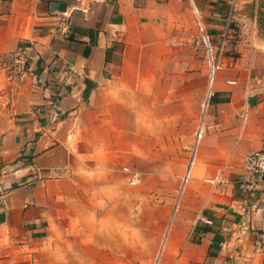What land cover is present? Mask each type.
<instances>
[{"label": "crops", "instance_id": "obj_1", "mask_svg": "<svg viewBox=\"0 0 264 264\" xmlns=\"http://www.w3.org/2000/svg\"><path fill=\"white\" fill-rule=\"evenodd\" d=\"M191 2L215 46L227 16L238 29L211 82L159 264H264V178L247 184L243 167L264 148V40L226 12L228 0ZM187 33L182 0H0V56L30 43L26 85L0 123V264L31 254L26 244L58 226L84 181L105 182L94 146L113 145L133 131V113L154 106L152 82L141 87L134 64L148 66L154 44L184 46Z\"/></svg>", "mask_w": 264, "mask_h": 264}, {"label": "rangeland", "instance_id": "obj_2", "mask_svg": "<svg viewBox=\"0 0 264 264\" xmlns=\"http://www.w3.org/2000/svg\"><path fill=\"white\" fill-rule=\"evenodd\" d=\"M182 1L187 31H191L184 46L177 48L172 39L168 48L154 44L144 56L148 66L133 67V75L142 76L141 87L152 82L151 113H133V131L115 134L113 145L101 144L104 139H99L101 145L94 146L93 157L105 174V182L100 175L95 177L98 183L92 176L84 181L85 189L81 186L76 198L57 216L58 226L37 232L35 240L26 244L31 254L11 264L160 263L158 254H162L160 249L204 131L211 101L210 49L217 54L215 44L204 38L191 0ZM227 9L239 18L244 15L258 40H264V0H235ZM231 20L236 31L238 20ZM224 47L215 72L224 67ZM10 54L0 56V123L5 118L2 113L14 115L17 91L26 85L27 70H19ZM138 56L139 52L133 51V60L141 58ZM131 172L137 176L134 184L128 183ZM77 200L81 203L76 205Z\"/></svg>", "mask_w": 264, "mask_h": 264}, {"label": "built area", "instance_id": "obj_3", "mask_svg": "<svg viewBox=\"0 0 264 264\" xmlns=\"http://www.w3.org/2000/svg\"><path fill=\"white\" fill-rule=\"evenodd\" d=\"M234 1L235 0H228V3L233 4ZM231 25H232V20L230 16H227L223 29L220 33V37L218 39V44L216 45L217 54H214V52H212L210 49V58L212 60V71L210 73L211 82L215 74V69H217L220 66L223 49L231 33ZM204 38L209 43V38L205 33H204ZM29 49H30V43L22 42L18 46V48L10 54L11 61L17 65V68L19 70H25ZM210 95L211 92L208 95L209 98ZM243 167L245 170L244 181L247 184L254 185L258 181L262 180L264 178V148L256 151L247 152L243 159ZM136 181H137L136 174L131 172V174L128 177V183L134 184ZM158 262H156V264H158Z\"/></svg>", "mask_w": 264, "mask_h": 264}]
</instances>
